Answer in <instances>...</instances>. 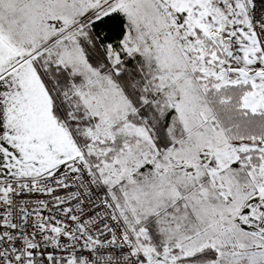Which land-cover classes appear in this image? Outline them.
<instances>
[{"label":"snow or ice","instance_id":"snow-or-ice-1","mask_svg":"<svg viewBox=\"0 0 264 264\" xmlns=\"http://www.w3.org/2000/svg\"><path fill=\"white\" fill-rule=\"evenodd\" d=\"M0 264H264V0H0Z\"/></svg>","mask_w":264,"mask_h":264}]
</instances>
